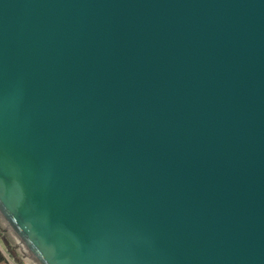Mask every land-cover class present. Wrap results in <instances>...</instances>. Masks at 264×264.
<instances>
[{
	"label": "water",
	"instance_id": "1",
	"mask_svg": "<svg viewBox=\"0 0 264 264\" xmlns=\"http://www.w3.org/2000/svg\"><path fill=\"white\" fill-rule=\"evenodd\" d=\"M0 219L31 264H264V0H0Z\"/></svg>",
	"mask_w": 264,
	"mask_h": 264
},
{
	"label": "rangeland",
	"instance_id": "2",
	"mask_svg": "<svg viewBox=\"0 0 264 264\" xmlns=\"http://www.w3.org/2000/svg\"><path fill=\"white\" fill-rule=\"evenodd\" d=\"M0 249L5 252L6 256L8 257L7 259L10 262H12V260L11 257H9V255L7 254V252L8 250L12 249L14 255H16L15 257H18L20 259V262L18 264H31L1 219H0Z\"/></svg>",
	"mask_w": 264,
	"mask_h": 264
},
{
	"label": "crops",
	"instance_id": "3",
	"mask_svg": "<svg viewBox=\"0 0 264 264\" xmlns=\"http://www.w3.org/2000/svg\"><path fill=\"white\" fill-rule=\"evenodd\" d=\"M0 254L2 256V260H0V264H18L17 262H15L14 258L11 257L12 262H10L5 254V252L3 250L0 249Z\"/></svg>",
	"mask_w": 264,
	"mask_h": 264
},
{
	"label": "trees",
	"instance_id": "4",
	"mask_svg": "<svg viewBox=\"0 0 264 264\" xmlns=\"http://www.w3.org/2000/svg\"><path fill=\"white\" fill-rule=\"evenodd\" d=\"M8 253L10 254V256H11L12 258L15 259V261H16L17 263L20 262V259H19L18 257H15L16 255H14L12 249L8 250ZM0 260H2V256H1V254H0Z\"/></svg>",
	"mask_w": 264,
	"mask_h": 264
},
{
	"label": "built area",
	"instance_id": "5",
	"mask_svg": "<svg viewBox=\"0 0 264 264\" xmlns=\"http://www.w3.org/2000/svg\"><path fill=\"white\" fill-rule=\"evenodd\" d=\"M7 254L9 255V257H11L10 254H9L8 252H7Z\"/></svg>",
	"mask_w": 264,
	"mask_h": 264
}]
</instances>
